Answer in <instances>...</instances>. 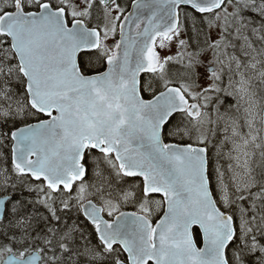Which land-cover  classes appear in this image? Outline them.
<instances>
[{
	"label": "snow or ice",
	"instance_id": "snow-or-ice-1",
	"mask_svg": "<svg viewBox=\"0 0 264 264\" xmlns=\"http://www.w3.org/2000/svg\"><path fill=\"white\" fill-rule=\"evenodd\" d=\"M0 264H264V0H0Z\"/></svg>",
	"mask_w": 264,
	"mask_h": 264
}]
</instances>
